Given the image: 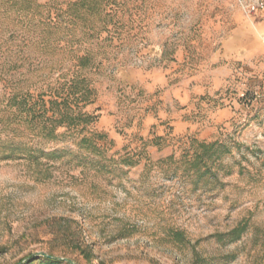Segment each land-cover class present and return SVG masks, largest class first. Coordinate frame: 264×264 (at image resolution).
I'll use <instances>...</instances> for the list:
<instances>
[{
  "label": "rangeland",
  "instance_id": "1",
  "mask_svg": "<svg viewBox=\"0 0 264 264\" xmlns=\"http://www.w3.org/2000/svg\"><path fill=\"white\" fill-rule=\"evenodd\" d=\"M120 1L135 38L85 109L109 163L0 151V264H264L262 0ZM193 141L224 144L216 180L184 174Z\"/></svg>",
  "mask_w": 264,
  "mask_h": 264
},
{
  "label": "trees",
  "instance_id": "2",
  "mask_svg": "<svg viewBox=\"0 0 264 264\" xmlns=\"http://www.w3.org/2000/svg\"><path fill=\"white\" fill-rule=\"evenodd\" d=\"M128 5L120 0H76L65 7L0 0V79L11 89L0 100L2 159L37 163L42 156L60 159L67 153L81 163L107 167L96 142L103 136L88 132L98 116L85 109L98 99L101 78L116 81L114 74L125 66L119 56L135 38V14ZM7 75L20 77L13 82ZM68 141L75 149L65 145ZM223 147L219 141H193L194 152L180 162L184 174L216 180L212 171L226 152ZM123 162L135 164L130 158ZM244 230L236 228L234 240ZM46 261L57 263L50 257Z\"/></svg>",
  "mask_w": 264,
  "mask_h": 264
},
{
  "label": "built area",
  "instance_id": "3",
  "mask_svg": "<svg viewBox=\"0 0 264 264\" xmlns=\"http://www.w3.org/2000/svg\"><path fill=\"white\" fill-rule=\"evenodd\" d=\"M259 7H260L261 9H264V0H262V1L259 3Z\"/></svg>",
  "mask_w": 264,
  "mask_h": 264
}]
</instances>
